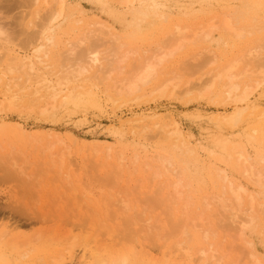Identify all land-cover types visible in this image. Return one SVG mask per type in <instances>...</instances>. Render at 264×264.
<instances>
[{"label":"rangeland","instance_id":"rangeland-1","mask_svg":"<svg viewBox=\"0 0 264 264\" xmlns=\"http://www.w3.org/2000/svg\"><path fill=\"white\" fill-rule=\"evenodd\" d=\"M46 1L1 2L0 24L11 46L24 47L25 33L15 32L19 26L35 29L38 16L48 8ZM69 3L70 13L78 22H73L70 30L59 32L54 59L68 48V42H76L96 28L94 25L104 22L110 27L105 31L120 35L125 49L138 52L128 60L124 75L114 74L118 79L127 75L131 61L134 64L137 56L152 53L178 25L188 26L189 34L212 20L218 26L212 39L187 42L185 49L166 62L165 73L184 75V81L189 78L184 74L185 70L188 73V63H196L205 49L217 57L215 66L207 65L194 82L217 67V60L218 66L224 65L256 42H264V27L241 37L226 34L219 27L223 14L241 6L238 0H152L134 13L123 9L119 0ZM243 22L237 24L264 25L255 24L253 18ZM260 57L264 62V51ZM164 70L161 79L166 76ZM258 79L261 86L253 96L259 103L257 114L264 110V78ZM97 83L90 78L85 85L93 88L86 87L79 100L62 105L53 118H43L37 110L0 111V264H51L60 253L68 257L72 245L73 256L64 264H92V256L118 257L122 253L129 264H168L165 257L170 251L176 255L171 264H194L189 255L180 252L178 241L192 257H198L200 250L212 249L224 257V264H252L253 251L264 264V216L256 227L248 225L245 238L240 239L236 229L225 230L223 223L227 221L213 201L228 188L222 180L224 173L251 192H259L255 182L245 176L248 165L238 160V152L245 149L252 163L264 166L260 161L264 135L257 131L256 114L248 111L238 125L230 127L226 117L233 107L223 102L221 86L203 95L200 88L186 93L183 83L182 91L160 98L152 94L157 85L152 84L139 101L133 96L117 98L118 102L109 83ZM176 125L182 135L170 140L167 133ZM159 127L167 133L161 134ZM6 154L8 159L12 155L11 161L6 160ZM163 157L171 159V169L168 163L162 165ZM175 169L182 171L184 196L169 206L171 184L178 179ZM157 172L161 173L159 178ZM188 200L191 221L185 223ZM210 201L208 208L206 202ZM199 217L205 221L199 222ZM184 224L189 237L181 232ZM87 245L91 246L89 253Z\"/></svg>","mask_w":264,"mask_h":264},{"label":"bare ground","instance_id":"bare-ground-1","mask_svg":"<svg viewBox=\"0 0 264 264\" xmlns=\"http://www.w3.org/2000/svg\"><path fill=\"white\" fill-rule=\"evenodd\" d=\"M2 1L3 0H0V4ZM36 1L37 0H34V2ZM151 1L152 0H119V3L122 4L121 6H123V9L134 13L136 10H142L146 3L152 4ZM238 1H240L241 6L237 10L230 11V14L225 12L226 14H223L224 16L221 17L219 27L226 34H232L233 37H241L247 31L253 33L254 29H262L264 25L259 27H248L249 24L239 26L237 23L240 21L248 22L253 18L255 24H264V0ZM46 2L48 8L44 14H38V22L35 29L29 31L26 29L28 26L24 28L19 26V29L15 32L20 34L25 33L22 43L24 47L15 48L11 46L8 43V33L4 29V26L0 24V111L5 109L15 111L24 109L32 113L37 110L43 118H53L62 105L77 99L79 100L81 93L87 91V89L91 87L85 85L87 81H90V78H94V80L97 79L98 83L101 82L100 84L105 82L109 83V87L113 90L115 95V101L117 98L133 96H136V99L139 101L141 97L144 96L142 92L145 91V88L152 84H157L152 90V94L156 93L160 98L166 96L168 92L167 96L169 94L173 95L179 90L182 91L181 89L184 88L185 85H187L185 87L186 93L190 90L200 88L203 95L211 94L214 91L213 89L221 86L222 94L225 95V100L223 102L229 103L233 107L232 114L226 117L228 125H230V127L238 125L245 113L249 111L250 114H256L259 120L257 131L264 135V110L257 114L256 109L259 108V103L253 99L255 91L261 86V82L258 78H264V62L260 57L261 53L264 51V42H256V46L251 47L249 50L236 56L224 65L218 66L219 63L217 60V67H212L213 69L206 72L204 74L206 76L201 77L204 79H199L194 82L195 76L210 63L214 65V61L217 58L214 57V55H210L209 53L211 51L208 49H205V52L203 51L204 53H199V55L197 53L198 56H195L196 63H188L186 68L188 73H185L186 70L184 72V74H188L189 76L185 82L184 75L176 73L174 75V73H172L173 75L171 74L170 76L169 73H165L164 66H166V62L169 61V59L171 60L177 52H180V50L182 51L183 48L185 49V46L188 44L187 42L203 38L206 40L212 39L213 33L218 26L216 25V21L212 20L200 28H194L195 30L193 32L189 31V34L188 26L184 27V24L182 25L183 27L175 25L176 28L174 32H171L167 40L161 41L162 44L152 49V53L148 55L145 54L144 57L138 59L137 56V61L135 62V59L134 64L131 61L132 67L126 72L127 75L118 79L115 77L118 76V74L119 76H121L120 74L124 75L128 60L132 56L138 55V52L132 49H125V45L120 42V35L113 34L111 31H105V27H110L104 22L94 25L96 28L91 31H86L83 37L76 42H68V48L65 51L63 50V52L58 54L57 58L54 59L53 48L58 44L59 32L70 30L73 28V22H78V20L73 17V13H70L69 0H47ZM128 64L130 63L128 62ZM163 70L166 76L169 74V77L165 76L164 79H161V76H164L162 75ZM115 73L117 75L114 77ZM90 75L92 76L90 77ZM94 82H92L93 84L91 83L92 86L96 85ZM183 83L185 85H183ZM114 95L110 94V98H113ZM117 100L119 102V99ZM134 123L133 125L137 126L136 123ZM163 128L164 127L161 128V134L167 133ZM181 135L182 131L177 125L172 132L167 133V137H169L170 140L173 136H176L178 139ZM50 149H52V147ZM13 153L15 152L13 151ZM63 153L62 157L65 156V153ZM8 157L9 154L6 160ZM11 157L9 158L10 161L12 159ZM251 158L252 157L245 152V149H241L238 152V160L248 165L245 166L246 178L248 177L251 179L250 181L253 180L255 182L259 188V192H251L244 184L235 183L230 179L227 173H224L222 180L228 185V188L226 190L223 188V195L212 197L214 203L216 202L222 210L223 219L227 221V223H223V227H225V230L229 227L234 230L236 229L238 231V236H236L240 239L245 238L244 230L248 225L256 227L257 223H259L258 219L264 216V166L259 167L257 163H252ZM160 160L162 161V165L169 164L167 168H172L171 159L166 160L163 157L160 158ZM260 161L264 163V153L260 156ZM4 162L6 163L5 160ZM174 171L178 179L171 184L172 191L169 192L170 194L168 196V201H170L169 206H171L173 202L177 204L184 196L183 191L185 186L182 184V176L180 177L182 171L178 169ZM160 175V172L156 173L158 178ZM185 202L183 215L185 218L184 222L186 223L189 220L191 221V219L189 216L190 211H188L189 200ZM211 204V201L206 202L207 207ZM198 220L202 222L204 219L203 217H199ZM193 222L192 224L197 227L198 224L195 223V221ZM221 225L220 222V226ZM181 230L182 233L188 237L190 236L185 224L181 227ZM237 231L234 232L237 234ZM206 237L208 238L209 234L206 233ZM176 244L183 255L187 254L195 261L194 264H201L202 260H206L204 264H213V262H211L212 260L216 261L215 264H224V257L217 255L212 249H210V251L200 250L198 257H192L189 251L184 250L181 242L178 241ZM72 250L73 245L69 248L68 257L60 253L58 256L53 257L51 264H64L65 261L73 256ZM90 250L91 246L87 245V253H89ZM209 252H211V258L208 257ZM228 255L229 254H227L226 257ZM92 257V264H129V259L125 253H122L118 257H99L97 255ZM173 257H176L174 251H170L166 254L165 258L168 264H171ZM251 258L253 260L252 264H262L253 251L251 252ZM235 264H239L238 261L235 262Z\"/></svg>","mask_w":264,"mask_h":264}]
</instances>
